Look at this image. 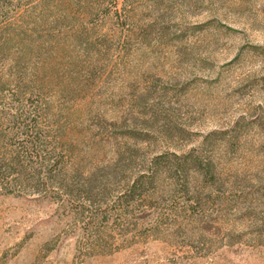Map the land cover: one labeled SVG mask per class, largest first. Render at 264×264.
<instances>
[{
	"label": "rangeland",
	"instance_id": "obj_1",
	"mask_svg": "<svg viewBox=\"0 0 264 264\" xmlns=\"http://www.w3.org/2000/svg\"><path fill=\"white\" fill-rule=\"evenodd\" d=\"M12 104L49 108L86 174L121 175L104 201L172 161L156 194L100 227L68 200L0 188V264H264V0H0Z\"/></svg>",
	"mask_w": 264,
	"mask_h": 264
},
{
	"label": "trees",
	"instance_id": "obj_2",
	"mask_svg": "<svg viewBox=\"0 0 264 264\" xmlns=\"http://www.w3.org/2000/svg\"><path fill=\"white\" fill-rule=\"evenodd\" d=\"M14 95L10 97L13 99ZM49 115V108L42 106L12 104L8 109L1 108L0 188L6 193H37L68 200L78 214L90 212L88 223L94 222V226L100 227L108 225L110 219L126 221L130 213L158 192L163 170L172 161L163 154L154 157L146 170L125 177L118 194H111L106 201L99 199L108 193L111 185H116L121 175L117 171L83 172L74 164V151L60 144L59 126L51 128L46 121ZM188 158L185 155L177 167L183 170ZM177 171L180 170L177 168Z\"/></svg>",
	"mask_w": 264,
	"mask_h": 264
}]
</instances>
